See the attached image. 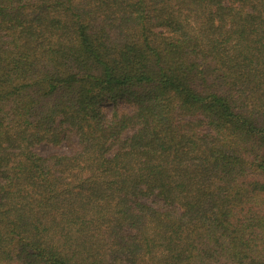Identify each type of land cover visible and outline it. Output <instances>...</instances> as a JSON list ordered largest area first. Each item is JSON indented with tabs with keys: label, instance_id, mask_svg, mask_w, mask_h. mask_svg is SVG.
<instances>
[{
	"label": "trees",
	"instance_id": "obj_1",
	"mask_svg": "<svg viewBox=\"0 0 264 264\" xmlns=\"http://www.w3.org/2000/svg\"><path fill=\"white\" fill-rule=\"evenodd\" d=\"M0 264H264V0H0Z\"/></svg>",
	"mask_w": 264,
	"mask_h": 264
},
{
	"label": "rangeland",
	"instance_id": "obj_2",
	"mask_svg": "<svg viewBox=\"0 0 264 264\" xmlns=\"http://www.w3.org/2000/svg\"><path fill=\"white\" fill-rule=\"evenodd\" d=\"M106 109H107V111L110 112L112 110L111 105L109 107H106ZM52 151H55V150L53 148H51L50 146L45 145V144L40 145L39 147H37V152L40 153V154H43V155L48 154V153H50ZM151 201L154 202L156 200L151 199Z\"/></svg>",
	"mask_w": 264,
	"mask_h": 264
}]
</instances>
